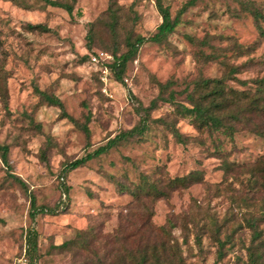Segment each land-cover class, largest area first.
Instances as JSON below:
<instances>
[{
	"label": "rangeland",
	"instance_id": "374dc122",
	"mask_svg": "<svg viewBox=\"0 0 264 264\" xmlns=\"http://www.w3.org/2000/svg\"><path fill=\"white\" fill-rule=\"evenodd\" d=\"M156 1L76 0L70 14L41 0H27L29 7L0 0V144L9 146L11 170L27 185L8 175L0 154V264H24L31 226L39 233L37 264H102L113 259L123 228L146 222L161 228L169 221L186 264H244L253 249H261L264 262V177L254 170L264 159V137L254 131L264 127V115L242 113L233 137L200 131L177 115L178 103L203 77H226L237 90L255 92L264 77V37L241 0H162L173 17L182 10L178 26L164 41L144 43L118 82L110 67L114 52L127 50L128 37L155 32L162 22ZM255 5L264 11V0ZM238 44H254L255 50L238 56ZM101 52L104 59L93 61ZM213 52L226 54L240 71L229 75L223 63L208 59ZM168 80L174 84L164 96L174 92V103L160 99V84ZM46 95L61 99L65 113ZM155 99L151 130L68 172L65 197L60 173L66 164L137 125L141 105ZM160 117L175 122L190 140L178 142L155 121ZM194 170L203 180L168 197L136 198L131 191L145 176L166 184ZM31 195L38 205L61 201L63 209L32 219ZM253 218L259 219L256 231ZM147 224L143 239L151 234ZM79 230L91 238L89 249L81 245ZM161 234L154 230L152 238ZM65 241L73 243L54 246Z\"/></svg>",
	"mask_w": 264,
	"mask_h": 264
},
{
	"label": "trees",
	"instance_id": "16d2710c",
	"mask_svg": "<svg viewBox=\"0 0 264 264\" xmlns=\"http://www.w3.org/2000/svg\"><path fill=\"white\" fill-rule=\"evenodd\" d=\"M14 3L29 7L27 0H10ZM45 2L48 6L64 8L70 14L74 11V2L71 1H60V0H41ZM195 0H190L189 3ZM243 12L250 14L260 30V35L264 37V11L260 10L257 5H255V0H241ZM157 8L162 16V22L157 26L155 32L150 36L137 35L134 38L128 37L126 40L127 50L121 54L114 52V59L110 63V67L114 73L115 79L118 82H123V74L126 69V64L128 61L133 59L140 49V47L149 41L162 42L164 41L172 32L175 31L176 27L180 22L182 15V10L178 12L176 16H172L169 6L164 5L162 0L156 1ZM29 29H39L41 31H48V27L44 24H28ZM90 48V47H89ZM238 56H242L255 50L254 44H249L243 46L238 44L236 46ZM223 55V56H222ZM87 56H82L85 60ZM208 59H216L217 61L223 63L226 68H228V74L233 75L240 71V66H235L230 62L225 60L226 54H219L218 52H213L208 56ZM223 57V58H222ZM245 83V82H244ZM173 80H168L166 83L160 84V99L168 102H175L174 92H171L168 96H164V93L168 88L173 85ZM255 92H246L245 90H237L236 88L228 85L226 82V77L221 78H201L194 82L193 89L188 92L186 96L185 103H178L177 115L181 118H189L191 123L200 131L207 130L210 134L214 132H221L230 137H233L235 131L237 130V123L243 121L242 113L250 112L257 114L259 116L264 115V77L260 78L256 82ZM48 101L52 104L58 105L61 108L62 113H65V107L61 99L54 96L46 95ZM157 99L153 100L149 107H143L141 105L140 111V122L134 127L121 131L114 137H110L104 144H100L92 152L87 153L85 156L76 158L66 164L64 169L61 171L60 175L62 177V194L68 197L70 186L67 184L65 177L68 172L76 169L80 166L85 165L91 159L108 153L112 148H115L126 141H129L136 137H143L151 130V123L153 118L151 117V109L157 107ZM229 117L235 119L233 122H229ZM155 121H160L162 124L166 125L170 132L173 134L178 142L186 143L190 140L189 136L184 135L176 126L175 122H168L166 119L160 117L155 118ZM248 121L251 122L250 119ZM255 132L264 137V127L255 126ZM215 149H219L221 144L214 145ZM0 154L7 166V172L10 177L15 181L19 182L25 189H27L26 182L17 174L12 172L11 164L9 161V146L6 144H0ZM227 168H231L230 164H226ZM258 169L262 172L264 177V159L256 165L254 170ZM144 180L132 187V193L136 198H141L146 196L150 199H158L161 197H168L171 191L179 188H188L192 184L201 182L203 180V173L200 170H194L186 175L175 176L169 178L165 182L161 178L150 179L149 176H145ZM264 184V181H263ZM66 201V199H65ZM64 201V202H65ZM64 203L61 201L56 205L49 207L46 205H38L36 201V196L31 195V212L30 216L35 219L38 214H50L57 215L62 211ZM259 219L253 218L251 220V226L254 231L258 230ZM134 224V223H133ZM147 224V222H146ZM134 226L126 231L127 229H122L121 236L117 237L121 241V245L117 248L113 259L103 260L102 264H186L183 250L178 241L171 238L170 228H174L175 224L173 221H169V225H163L161 228H155L151 224H147L148 230L151 234L147 236V239H143L141 234L143 226ZM90 230V229H89ZM154 230H161V238H152L154 235ZM256 233V238L260 237L258 232ZM81 239V245L90 248V239L85 231L79 230L78 233ZM38 236L39 233L34 226L28 228L26 232V258L28 264H37L40 259L39 246H38ZM157 236V235H156ZM139 237V241L136 245L128 246L126 243L129 242L131 238ZM73 241H65L62 244L54 245L57 248L69 247ZM222 250H219V255L222 256ZM263 252L261 249H253L249 253V260L244 264H263Z\"/></svg>",
	"mask_w": 264,
	"mask_h": 264
},
{
	"label": "built area",
	"instance_id": "2783aa9c",
	"mask_svg": "<svg viewBox=\"0 0 264 264\" xmlns=\"http://www.w3.org/2000/svg\"><path fill=\"white\" fill-rule=\"evenodd\" d=\"M103 55H105L104 52L95 54V55L92 56V60L93 61H96V62H100V58H103L104 59V56ZM24 264H27V258H25Z\"/></svg>",
	"mask_w": 264,
	"mask_h": 264
}]
</instances>
